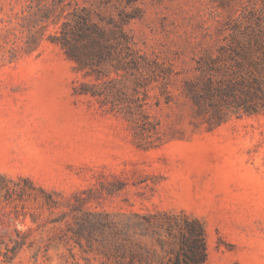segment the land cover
<instances>
[{
  "label": "rangeland",
  "instance_id": "1",
  "mask_svg": "<svg viewBox=\"0 0 264 264\" xmlns=\"http://www.w3.org/2000/svg\"><path fill=\"white\" fill-rule=\"evenodd\" d=\"M244 48L264 0H0V264H264V113L196 98Z\"/></svg>",
  "mask_w": 264,
  "mask_h": 264
},
{
  "label": "trees",
  "instance_id": "2",
  "mask_svg": "<svg viewBox=\"0 0 264 264\" xmlns=\"http://www.w3.org/2000/svg\"><path fill=\"white\" fill-rule=\"evenodd\" d=\"M257 59L252 49L244 48L232 56L235 68L220 76L211 58L204 86L196 94L197 101L207 102L219 120L264 113V65L261 67ZM204 260V229L196 221H187L174 264H203Z\"/></svg>",
  "mask_w": 264,
  "mask_h": 264
}]
</instances>
